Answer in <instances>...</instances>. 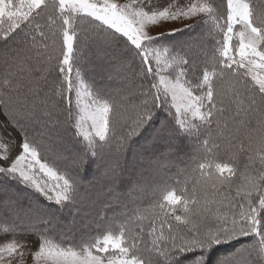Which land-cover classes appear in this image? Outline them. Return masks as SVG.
<instances>
[{
    "label": "snow or ice",
    "instance_id": "1",
    "mask_svg": "<svg viewBox=\"0 0 264 264\" xmlns=\"http://www.w3.org/2000/svg\"><path fill=\"white\" fill-rule=\"evenodd\" d=\"M4 23L0 264H264V0H0Z\"/></svg>",
    "mask_w": 264,
    "mask_h": 264
},
{
    "label": "trees",
    "instance_id": "2",
    "mask_svg": "<svg viewBox=\"0 0 264 264\" xmlns=\"http://www.w3.org/2000/svg\"><path fill=\"white\" fill-rule=\"evenodd\" d=\"M15 2L18 4L19 0H15ZM200 2H205V0H200ZM213 2L217 5L223 4L226 2V0H213ZM254 3H259V0H253ZM222 10V9H221ZM193 25H196V22L193 23ZM1 27H7V23H4L3 26ZM200 31V28L198 25H196V27L192 28V29H186L185 33H178L177 36L175 37V39H188L190 37V35H195L196 33H198ZM192 32V33H189ZM85 54H86V59L84 61L85 65H87L88 63V59L87 57L90 56V54L87 52V50H85ZM192 55H196L198 54V49L193 48L192 50ZM93 76H97V70L95 69H90L88 72V78H91ZM98 78V77H97ZM0 119H3L2 116H0ZM226 135H228V131L226 130ZM245 143H247V141H245ZM192 153V146H191V138L189 140V144L188 147L186 148L185 151V157H183L184 153H181V157L185 158L183 161L184 163H181V160H176L175 164L179 166V168H184L186 167L187 162L189 161V156ZM228 161V156L225 154V150L221 149L219 152V156L217 157V162L218 163H223V162H227ZM246 157H242L240 160L236 161L237 165H238V169L242 168L243 164L246 163ZM95 164H93L91 166V168L89 169V171L86 173V178L91 179L92 174L96 171L95 169ZM179 168L176 166L170 167V168H165L163 170L162 175L164 176V178L169 179L172 182L175 181H180V182H184L187 181L188 182V186L191 187L192 184H194L196 181L200 180V174L198 172H189L187 175L183 172L179 171ZM150 195V194H149ZM148 197H144V200H147ZM105 199V197H100V200L103 201ZM100 205V207L97 205L95 207H93L94 209H96V213L97 212H101V214L105 215L106 218L112 219L114 220L117 224L119 222H121L126 213H121L119 211H117L114 208H108V209H103L102 204L98 203ZM92 208V207H91ZM92 208V209H93Z\"/></svg>",
    "mask_w": 264,
    "mask_h": 264
},
{
    "label": "rangeland",
    "instance_id": "3",
    "mask_svg": "<svg viewBox=\"0 0 264 264\" xmlns=\"http://www.w3.org/2000/svg\"><path fill=\"white\" fill-rule=\"evenodd\" d=\"M124 2H127V0H124ZM197 19H199L198 17L197 18H194V19H192V20H189V21H185V22H183V23H175V24H170V25H168L169 27H184L186 24H193V23H195L196 21H197ZM1 26H3V25H0V27ZM90 54V53H89ZM185 155V153L183 154V157H185L184 156ZM183 157H181L183 160L185 159V158H183ZM179 160V159H178ZM95 170H96V168H94ZM155 175V174H154ZM101 197H103V196H101ZM99 207H100V205L99 204H97ZM96 205V206H97ZM93 208V207H92ZM91 207H89V208H86L85 209V213H83V214H90L92 217H94L97 213H96V209H92ZM232 250V246H225V247H222L220 250H219V252L220 253H224V252H227V251H231ZM31 260V255L29 254V256H26L25 257V264H28V262Z\"/></svg>",
    "mask_w": 264,
    "mask_h": 264
}]
</instances>
